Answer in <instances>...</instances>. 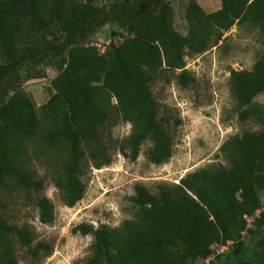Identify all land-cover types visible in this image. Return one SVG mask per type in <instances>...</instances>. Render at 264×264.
Segmentation results:
<instances>
[{
  "label": "trees",
  "instance_id": "obj_1",
  "mask_svg": "<svg viewBox=\"0 0 264 264\" xmlns=\"http://www.w3.org/2000/svg\"><path fill=\"white\" fill-rule=\"evenodd\" d=\"M185 19L182 34L171 0H0V264H19V248L34 259L53 250L7 211L29 200L41 223L54 222L34 157L52 163V180L69 207L86 192L87 170L111 164L116 151L136 160L150 141L148 160L163 164L178 121L161 109L155 81L178 71L181 87L193 84L185 58L216 46L234 25L257 31L264 44V0H221L211 12L190 0ZM107 24L122 39L101 50L93 36ZM48 68L56 70L53 93L36 107L22 85ZM229 85L239 119L260 129L226 139L225 164L156 191L135 184L131 217L119 226H74L73 233L93 237L85 264H264V105L255 101L264 92V57L252 69H231ZM117 122L131 125L119 142L111 131ZM214 245L225 248L216 253Z\"/></svg>",
  "mask_w": 264,
  "mask_h": 264
},
{
  "label": "rangeland",
  "instance_id": "obj_2",
  "mask_svg": "<svg viewBox=\"0 0 264 264\" xmlns=\"http://www.w3.org/2000/svg\"><path fill=\"white\" fill-rule=\"evenodd\" d=\"M190 0H171L174 10V28L182 34L187 33L185 11ZM205 12L214 11L221 6V0H197ZM114 25L98 29L93 38L103 50L111 41L118 43L122 36H112ZM126 35V34H123ZM225 39L203 54L187 56L186 66L195 77L188 87H181L174 76L166 72L152 85V92L171 116L174 124V144L171 158L163 164L151 163L147 158L150 141H145L136 160L116 151L113 161L101 168L90 167L84 181L86 192L74 206L69 207L61 200L58 188L51 177L54 168L45 157H34L32 165L46 181L43 193L54 204L55 220L43 224L38 219V211L33 201L27 200L10 204V220L18 224L28 223L35 230L38 240L52 245V253L34 259L24 248L17 251L19 264H85L91 254L92 235L73 233L79 223L98 227L106 224L116 227L124 219L131 217L129 197L134 186L141 183L156 191L158 185L178 183L185 174L205 168L214 163H226L220 146L230 136L243 131H256L260 126L253 120L239 119L237 102L229 85L231 69H252L255 62L264 57V44L259 33L247 26L234 25L225 32ZM56 70L48 68L43 77L27 79L22 87L39 107L53 93L50 80ZM167 77L170 81H167ZM255 101L264 105V92ZM112 136L122 141L131 132L129 123L117 122L113 125ZM50 163V165H49ZM261 202L264 194L260 193ZM249 227H253V217H247ZM224 246L214 245L216 253ZM199 260L196 264H207Z\"/></svg>",
  "mask_w": 264,
  "mask_h": 264
}]
</instances>
